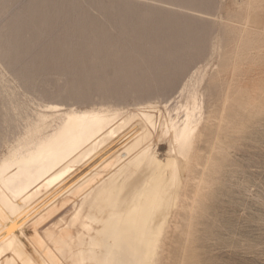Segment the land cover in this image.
Masks as SVG:
<instances>
[{
  "label": "bare ground",
  "instance_id": "bare-ground-1",
  "mask_svg": "<svg viewBox=\"0 0 264 264\" xmlns=\"http://www.w3.org/2000/svg\"><path fill=\"white\" fill-rule=\"evenodd\" d=\"M26 1L27 0H0V55H1L0 58L1 60H2V56L5 61L8 60L9 58L11 59L12 55L11 56L9 55H10V52L14 48L18 49V48L26 46L24 48L28 49L27 45L31 44L32 39L30 40L28 37H26L24 31L25 30L28 31L29 28L30 29L35 28L37 24H35V21L33 22V24H30L31 22L29 23L28 18H27L29 16L26 15V13H23L24 12L23 5L26 4ZM29 1L30 0H28V2ZM78 1H81V0H78ZM82 1H84L82 2V4H85V2H87L88 4V0H82ZM113 1L115 2L116 0H113ZM189 1L190 0H183V2H181V0H120L118 2L122 3L123 11L129 12V14L130 13H132L133 15L135 14L137 17L139 16L140 19L144 21H145L144 18L149 17V16H152L154 19L157 18L159 15L158 13H160V11L161 12L164 11L167 13L168 12L175 13V14L182 16V18L184 17V19L192 18V20L196 19V20L204 21V22L209 21V19H211L209 18L210 13L197 9L198 7L197 8L191 7L192 5H190ZM58 2L59 0H57L54 3L58 4ZM89 2H92V0ZM237 2L240 3V5L245 7L246 19H242V20H245V22L241 24V26H238V27L237 25L236 27L235 25L234 26H231V25L229 26V24L226 25L227 22L226 23L224 22L226 25V28L222 29V34L225 36L227 33H229V35L227 36L229 37L230 34L232 36V41L231 39L229 40L231 42L228 41L229 43V45L227 44L228 47L226 48L225 47L226 45L224 46L219 41L220 44L218 46V49H216L217 45L213 41H211L210 48H209L210 49L209 55H206V54L199 55V58H204V60H208V63L205 62L206 63L205 64L203 62L205 64L204 66L200 64L199 62H195L194 66L190 69L191 70L190 74L188 73V75L185 76L184 79L181 81L183 82L181 83L182 85L180 86V84H178L179 88H177L176 92L173 88L174 93H172L173 94L172 96L162 99V100H152V99H148L149 97L148 98L146 97L147 99H143L145 97L144 96L143 98H139V100L133 106L131 105L132 107H128V105L125 106L124 104L119 105L120 102L118 103V105H110L111 103L108 104V102L107 103L103 102L105 99L102 101V103H104L103 105H100L99 102H97L96 104L99 106H96V107H94V105L96 104H94L92 107H80V106L73 104L72 102L70 103V101H69L70 104H65L60 100L54 99L44 104L46 111L38 112L36 119L34 118L35 119L34 121H32L30 124H27L24 130H22L21 128L22 126L24 127V125L22 124L21 126L20 125L21 123L20 122L18 123L17 128L21 126L19 129L24 131L22 136L19 137L16 144L12 145L9 148V151L0 158V264H186L187 263V255H188L187 253H189V251L193 249L191 245L195 242L194 240L197 239L196 234H198L199 232L198 230H197L198 232H196L197 228L195 227L197 225L198 217L200 214V212L198 211L197 205L199 203V200L201 199V197L200 199L198 198L200 194L202 193L201 189H202L203 183H206L207 181L205 178V175L207 173L208 175L207 177L209 178V176H211L213 172H216L215 170L214 171L211 170L213 171L211 175L209 174V172H207L206 167L208 166L210 167L213 164V163H210L212 159H208V163L206 162V167L204 165L203 170L199 173V176L197 175L198 177H194V176L191 177L192 174H195L193 167L194 165H196V162L199 157V153L205 148V145L206 146L209 145L211 149H215V145L217 143L216 142L217 137L216 138L212 137V134H213L212 127L214 123L213 120L217 119L218 125H221V124H224L225 121H227V118L229 116L231 117L233 115V114L230 115L231 113H233L232 111L228 116V109H229V103H230L229 95L226 96L222 105L220 106L217 117L214 116L215 115L214 106H210L209 108H211V110L210 112H207V109H208L207 93L203 89V86L205 85L207 81L212 80L216 75L217 76L221 75L223 72V68H224L222 67L220 63H215L213 64L214 70L213 72L210 73L208 70L209 69L208 67H209L210 59L212 58L211 55L213 54L214 50H218L222 52L224 51V54L222 53L224 55V56L222 55L223 58L221 56V59H223L222 60L223 64H230V62H232L233 60L232 55H234L235 59L233 60V62H235L236 64H239L240 66V71L237 70L239 69L238 65L237 67H235V70H237L238 72H241L243 69L241 70L242 66L240 63L243 64L245 62L252 61L253 59L251 55H253L257 47L258 48L262 47L261 42H262V38L264 35V0H237ZM193 3L195 6L201 4L199 0L195 2L193 1L191 4ZM33 4L32 6L30 5V8L27 9L28 12L29 10L34 11L37 9V6L35 5V3ZM117 4H115L114 6H116ZM24 7H26V5ZM43 7L45 8L46 6L43 5ZM68 7L70 9V5ZM90 7H91L90 9H92L93 6L91 5ZM98 7H99V4H98ZM98 7H95V8H98ZM107 7L108 6H106V8ZM47 8H51V7H47ZM54 9L58 10L59 8L56 7ZM102 10L103 12H105L104 9ZM92 11L90 12V14L92 13ZM95 12H98V11H95ZM236 12H237V9H236ZM63 13L64 12H62V14ZM51 14L49 13V15ZM68 14H69L68 16L71 15L70 13ZM114 14H115V10H114ZM98 15L100 16V14ZM83 16L84 17L86 16V18L89 17L87 16V12ZM136 16H133V17L137 18ZM234 16L235 15H233L232 17ZM139 17L137 18L138 20H139ZM105 18L103 17V19ZM58 19L56 18V20ZM128 19H131V18L129 17ZM137 19L133 20L134 23H135V20ZM147 19L150 20V18H147ZM217 19H218V16H217ZM38 20L40 21V19ZM242 20H239V21H242ZM43 21L41 20V22ZM81 21H82V18H81ZM81 21L80 20L76 21V26L78 27L77 29L81 27L82 25ZM212 21H216V20L212 19ZM117 22L120 23L121 22L120 19L119 21H116V24ZM65 23H67V21ZM143 23L144 22H142V24ZM168 24L170 23L167 22V20L157 21L155 22L154 25L152 24L153 28L151 27V30L150 29L148 30V28L146 29L145 27V29H143L144 30L143 34L150 35V33H154L157 37V41L161 39L165 41L166 36L163 33L160 34V32H162V30L165 29L166 27L168 28ZM126 26H128V24L125 25V28ZM197 26L199 28V25ZM112 27L113 26H111V28ZM46 28L47 27H45V29ZM81 28L83 30V26ZM57 29H59V26L57 27ZM75 29L76 28H74V30ZM89 29L91 28L89 27ZM203 29L200 28L199 30L201 31ZM38 30L40 29L38 28ZM95 30L97 31L99 29H93V31ZM30 31L32 32L33 30H30ZM117 31H118V27L115 33ZM45 32L46 31L43 28L42 33L44 34ZM79 33H81V31ZM93 33L94 35L97 34V32L96 33L93 32ZM123 33H125V31ZM135 33H137V31ZM181 34L183 33L181 32ZM40 35L41 34H39L38 36ZM49 35L47 34V36ZM123 35L120 37L121 38L120 44H121ZM76 36L78 37V35ZM100 36H97V37L99 38ZM139 36H138V39H139ZM181 36L175 37L173 40L170 39L172 36L171 37L169 36L170 37V38L168 37L169 40L165 42H156V44H151L150 46H147L144 43L145 46H147V48H150V49L146 48V50H149L148 53L150 54L149 59L145 61L147 66L152 67V69L159 68V71H161L162 67L160 66V64L165 63L167 60H169L171 52H173V56L176 58L181 53L182 49L186 48L190 44L189 39L183 38L185 35L183 37ZM216 36H220V35L216 34ZM93 37L94 36L92 35V38ZM117 37H119V34ZM117 37H115V39H117ZM195 37H198V36H195ZM101 38L105 39L104 37H101ZM219 40H220V37H219ZM42 41L45 42V40H42ZM215 42L217 41L215 40ZM35 43L36 42H34V44ZM149 43H151L150 40H149ZM89 44H92V46H97V47L99 46L98 43L96 42L94 43L93 41H91V43ZM54 45H56V43ZM106 46H105V49H107ZM36 47H34L35 51H36ZM89 47H91V45H89ZM34 48H31L32 50L30 49L31 52L33 51ZM119 48L120 47H118V50L120 51ZM130 49L132 50V48ZM118 50H115V51H118ZM35 51H33L32 53H34ZM98 51H101V50L98 49ZM110 51L111 50L109 49V54L111 53ZM206 51L207 50H205V52ZM17 52H20V51H16V54L18 56ZM22 52L23 51L21 49V53ZM40 54L41 53H39V55ZM94 54H95V51H94ZM138 54H140V51ZM41 55H43L44 57L45 54H41ZM112 55H114V52ZM115 55H118V54L115 53ZM262 55L264 54L262 53ZM106 56L108 55L106 54ZM24 57L23 59H26ZM141 57H142V54H141ZM249 57H251L252 60H250ZM38 58L39 57H37V59ZM96 59L98 60L99 58H95V60ZM117 59L120 60L122 58L119 59V56H117ZM118 60H116L115 58L116 63L118 62ZM131 60H132V57H131ZM229 60L231 61L229 62ZM99 61L98 63H101V60ZM112 61L114 62V60ZM91 62L94 64L96 63L95 61H92V60ZM250 63L248 64L249 66L251 65ZM130 64L132 65L133 62ZM136 64L135 65L133 64V65L135 66V69H138L136 68V66H138ZM169 64H171V62ZM16 65L18 66V64ZM16 65H13V67L16 68ZM123 65L125 66V64ZM123 65H121L120 63L121 67ZM11 66H8V67L12 68ZM243 66H246V65H243ZM6 67L7 66H5V68ZM30 67L31 65L28 68ZM250 67H248L249 68L248 71L251 73L250 70L254 68H252L253 66H250ZM18 68L17 69L19 71L16 69L17 72L14 69L15 73L21 72L20 70H22L21 69L22 66ZM24 69H26L25 66H24ZM26 70H25V73L28 72ZM116 70L118 71L119 69L117 68ZM228 70L226 72H228ZM109 71L111 72L112 70L110 69ZM136 71L138 72L139 69L133 72H136ZM29 72H31L30 69H29ZM137 72L135 74H137ZM236 72H235V77H237L236 75L238 74V73L236 74ZM25 73L23 74L25 75ZM26 75H29V74L27 73ZM161 75H163V73ZM16 76L20 77L21 75L18 74ZM22 77H20V79L23 82L24 78L22 79ZM125 80H126V77H125ZM237 80L238 78H236V82ZM33 81L34 80H32V83ZM114 81H117V80L115 79ZM101 82L102 81H100V83ZM227 82L229 81L226 80V83ZM178 83H180V81ZM78 84L80 85V83ZM168 86L169 85H167L166 88ZM133 87L135 90L134 84L132 88ZM155 87H153V90ZM230 87H232L231 84L228 88ZM98 88H100V85ZM237 88H238L237 92L241 93L242 96L244 97L242 106L241 108L240 107L239 108L242 109L243 111L256 110L258 105L256 106L254 103L250 102V100L248 101V99L251 98V96L248 95L247 90L244 87H240V86ZM75 90H76V87H75ZM164 90H165V87H164ZM13 91H14V88H13ZM168 91L171 92L170 86H169V90H167V93H169ZM137 92H138V97L141 96L139 95L140 92L139 91ZM18 93L19 92H17V94ZM74 93L75 91H72L71 94L74 95ZM0 94H2V91ZM5 96L7 97V95ZM61 96L62 95L60 94L59 98H61ZM100 96L101 95H99L98 97L96 96V98L94 99H97L98 101L99 100L98 98ZM117 96H115V98ZM15 97L17 96L15 95ZM125 97L126 95L122 98H125ZM136 97H137V94H136ZM2 99H4V103H6L5 98H2ZM6 100L8 104L10 102L9 101L10 99L9 100L6 99ZM13 101H15V99L12 100V103ZM15 102L14 104H16ZM127 102L125 98L126 104H130L132 100L130 103H127ZM17 104L19 103L17 102ZM21 104L22 103H20L19 105ZM14 107L16 106L14 105ZM19 107L21 108L22 106H19ZM10 108L11 107H8V109ZM23 109L21 108L20 111L23 112ZM23 114L24 113L21 114L22 118L24 116ZM16 115L17 117H19L18 114ZM233 116L231 118H233ZM5 119L4 120L7 121L6 123H8V120L10 118L8 119V116H7V118ZM13 119H16V116L13 117ZM239 119L242 120V118H239ZM19 120H20V117L18 118V121ZM1 121H3V118L1 119ZM1 124L2 123H0V125ZM225 124L224 126H226ZM3 125L5 124H2L1 127H3ZM228 125L231 126L230 124H227V126ZM236 126H239V125H237L236 123ZM236 126L234 123V127ZM261 126L263 125L261 124ZM220 129L222 128H219V130ZM217 135H218V132H217ZM8 138H11V137H8ZM14 140H16V138ZM11 141L10 143H12ZM165 142L169 143V148L166 152V157L162 159L160 157L159 146L160 144H165ZM222 144H224V140ZM209 157L212 158V155ZM213 160H216L215 161L216 165L218 164L219 166V163L217 162H219L220 160L217 161V158L216 159L213 158ZM216 165L214 164L213 166H216ZM217 167L215 168L217 169ZM213 183L215 185L214 181ZM212 186L210 188H212ZM202 194H205V193H202ZM203 197L205 198V196ZM202 206L204 205L202 204ZM204 215H202L203 218L206 217ZM209 219L207 220L209 221ZM195 232H196L195 234L196 237L192 238ZM205 234H208V233H205ZM200 238L198 237V239ZM205 238L208 239L210 237L209 235H205ZM198 239L196 241L199 243ZM201 239H203V237ZM195 247L197 246L195 245Z\"/></svg>",
  "mask_w": 264,
  "mask_h": 264
},
{
  "label": "rangeland",
  "instance_id": "rangeland-1",
  "mask_svg": "<svg viewBox=\"0 0 264 264\" xmlns=\"http://www.w3.org/2000/svg\"><path fill=\"white\" fill-rule=\"evenodd\" d=\"M35 1L38 3H36ZM56 1L57 0H54V1L53 0H48V1L47 0H34V1L30 0L29 2H28V0L26 1V4L23 5V9H24L23 13H26V15L29 16L27 18H28V22L29 23L31 22L30 24H33L34 21H35V24H37V26H35V28H33V29L29 28L30 30H33L32 32L29 29H28V31L27 30L24 31L25 36L28 37L30 40L32 39L31 44L27 45L28 49L24 48L26 46L18 48V49L14 48L10 52V55H9V56L12 55L11 59L9 58L10 61H9V59L5 61L3 59V56H2V60L0 58V70H1L0 71L1 72L0 73V93L2 91V94H0V105H2V106H0V123L5 124V125H3V127H1L2 124L0 125V158L9 151V148L12 145L16 144L18 138L21 137L23 132H24L22 130H24V128L27 124H30L32 121H34L36 119L37 113L46 111L44 104L49 102V101H52L54 99L60 100L65 104H70L72 102L73 104L80 106V107H92L97 102H99L100 105H103L104 103H102V101L104 99L105 100L103 102H105V103L108 102V104L111 103L110 105H118V103L120 102L119 105L124 104L125 106L128 105V107H132L139 100V98H143L144 96L145 97L143 99H147L149 97L148 99H152V100H162V99H165V98L172 96L173 95L172 93H174V90L176 92L177 88H179L178 84H180V86H181L182 85L181 83H183L181 81L184 79L185 76L188 75V73L190 74V72H191L190 69L194 66L195 62H199L200 64H202L204 66L206 64L205 62L208 63V60H204V58H199V55H202V54L209 55V53H210L209 48H210L211 41H213L217 45L216 49H218V46L220 44L219 41L224 46L226 45L225 46L226 48L228 47V45H229L228 41L230 39L232 41V36L230 34V36H229L230 38H229L227 36V35H229V33H227L224 36L222 34V29L226 28L227 24H229V26L235 25V27H236V25H237V27L241 26V24H243L245 22V20H242V19H246V9L244 6L240 5V3L237 2V0H223V1L221 0V2H220V0H199L201 2V4H199L197 6H195L194 3L191 4L193 1L195 2L197 0H190L189 3H190V5H192L191 7H193V8L198 7L197 9H200V10H203V11L210 13L209 18H211V19H209V21H206V22L199 21L196 19L192 20V18H186V17H185L186 19H184V17L182 18V16H180L178 14L160 11V13H158L159 14L158 17L155 19L152 16H149V17H145L144 18L145 21H144V20L140 19V17L138 16L141 23L139 22V20L137 19L138 17L135 14L134 15L132 13L129 14V12L122 10V3L118 2L120 0H116L115 2L113 0H112V2H111V0H105V1L102 0V2H101V0H94V2L92 0V2H89L91 0H88V4H87V2H85L86 5L82 4V2H84L82 0L81 1L76 0V2H75V0H67V1L66 0H59L58 4L54 3ZM69 1H71V2L74 1L77 5L74 2L71 3ZM77 2H79V3H77ZM105 2H107V3H105ZM113 2L115 4H117V3L118 4L116 6H114L115 4ZM181 2H183V0H181ZM27 3H29V4H27ZM33 3H35V5L37 6V9L34 11L29 10V12H28L27 9L30 8V5L32 6ZM73 3L75 5V7H74ZM98 4H99V7H98ZM234 4H236V5H234ZM25 5H26V7H24ZM27 5H29V6H27ZM43 5L46 7L44 8ZM69 5H70V9L68 7ZM91 5L93 6L92 7L93 11H92V9H90ZM33 6H34V4H33ZM82 6L84 9L82 8ZM106 6H108L107 7L108 10H107ZM117 6H119V7H117ZM233 6L237 9V12ZM239 6H240V8H239ZM47 7H51V8H47ZM56 7L59 9L58 10L54 9ZM95 7H98V8H95ZM112 8L115 10L116 15L114 14V10ZM77 9H78V11H77ZM102 9H104L105 12H103ZM25 10H26V12H25ZM44 10H45V12H44ZM94 10L98 11V12H95ZM91 11L93 14L92 13L90 14ZM62 12H64V13L62 14ZM73 12H74V14H73ZM86 12H87V16H89L88 17L89 19L86 18V16L85 17L83 16L84 14H86ZM102 12H103L104 16H103ZM29 13L30 14L32 13L31 16ZM49 13L50 14L53 13V14H51L52 16L49 15ZM68 13H70L71 15L68 16L69 15ZM107 13H108V15H107ZM238 13H240V14H238ZM241 13H242V15H241ZM78 14H80V15H78ZM98 14H100V16ZM118 14H119V16H118ZM33 15H35V16H33ZM233 15H235V16L232 17ZM43 16H45V17H43ZM102 16L104 18L105 17L106 18L103 19ZM115 16H117V17H115ZM133 16H136L137 18H135ZM214 16H216V17H214ZM217 16H218V19H220V20L217 19ZM240 16H242V17H240ZM66 17H68V18H66ZM71 17L73 18V20ZM77 17H78V19H77ZM129 17L131 19H128ZM237 17H238V19H237ZM56 18L57 19L59 18L60 20L59 19L56 20ZM81 18H82V21H81ZM116 18H117V20H116ZM147 18H150V20ZM38 19H40V21ZM119 19L121 22L120 23L117 22V24H116V21H119ZM134 19H137V20H135V23L133 21ZM212 19H215L216 21H212ZM41 20L42 21L44 20V21L41 22ZM65 20L67 21V23H65L66 22ZM77 20H80L82 22L81 27L83 26V30L81 27H79V29H77L78 28L76 26ZM111 20H113V21H111ZM131 20H132V22H131ZM160 20H162V21L167 20V22L170 23V24H168V28L166 27L165 29L162 30V32H160V34L163 33L166 36L165 41L169 40V38L171 36L172 37L170 39L173 40L175 37H178L181 35H182L181 37H183L185 35L183 38L189 39V41H190V44L186 48H183L181 53L176 58L173 56V52H171L169 60H167L165 62L167 64H165V63L160 64V66L162 67L161 71H159V68H153L152 69V67L147 66L145 61L147 59H149L150 54L148 53L149 50H146V48H147V46H150L151 44H156V42H165V41L163 39L157 41V37L154 33H150V35H147V34L144 35L143 34V32H144L143 29H145V27H146V29L148 28V30L149 29L151 30V27L155 24V22L160 21ZM239 20H242L243 22L239 21ZM92 21L94 24L92 23ZM127 21H128V23H127ZM218 21H220V22H218ZM233 21L234 22L236 21V22L234 23ZM86 22H88V23H86ZM142 22H144V23L142 24ZM146 22H147V24H146ZM179 22H180V24H179ZM217 22L220 24H218ZM224 22L225 23L227 22L226 25ZM41 23H42V25H41ZM70 23H71V25H70ZM90 23H91V25H90ZM109 23H110V25H109ZM119 24H121V25H119ZM127 24H128V26H126V28H125V25H127ZM57 25L59 26V29H57V27H58ZM197 25H199V28ZM99 26H100V28L102 27L101 28L102 30L99 28ZM111 26H113V27L111 28ZM121 26L124 27L125 30ZM193 26H195V27H193ZM45 27H47V28L45 29ZM89 27L92 29V31H91V29H89ZM117 27H118V31H120V32L117 31L118 33L117 32L115 33V31L117 30ZM191 27L194 30H192ZM203 27H204V29H203ZM38 28L41 31L38 30ZM43 28L46 31L44 34L42 33ZM74 28H76L75 29L76 32H75ZM114 28H115V30H114ZM119 28H120V30H119ZM128 28H129V30H128ZM130 28H132L134 30L136 29L135 32L137 31V33H135L134 30H132ZM188 28L191 30H189ZM200 28L203 30L200 31L199 30ZM216 28L218 29L219 32L217 31ZM93 29H99L100 32H99V30L93 31ZM85 30H86V32H85ZM80 31H81V33H79ZM108 31H110V32H108ZM124 31H125V33H123ZM180 31L183 34H181ZM61 32H62V34H61ZM93 32H95V33L97 32V34H95L96 36L94 35ZM126 32H127V34H126ZM130 32H131V34H130ZM172 32H174V33H172ZM211 32H213V33H211ZM214 32H215V34H214ZM220 32H221V34H220ZM46 33L48 35L49 34L50 35L47 36ZM101 33H103V34H101ZM39 34H41V35L38 36ZM118 34H119V37H117ZM121 34L122 35L124 34L122 37V41H121V44L123 43L122 45L120 44V40H121L120 37L122 36ZM128 34L132 37H130ZM204 34L206 35V37ZM216 34L217 35L219 34L220 36H216ZM76 35H78V37ZM92 35L94 36L93 38H92ZM104 35H106V36H104ZM97 36H100V37L98 38ZM138 36H139V39H138ZM195 36H198V37H195ZM209 36H210V38H209ZM221 36H222V38H221ZM101 37H104L105 39H102ZM115 37H117V39H115ZM219 37H220V40H219ZM83 38H85V39H83ZM136 38H137V40H136ZM124 39L126 40V42ZM148 39L150 40L151 43H149ZM202 39H203V41H202ZM214 39L217 42H215ZM40 40L41 41L45 40V42H43V41L41 42ZM33 41L36 43L34 44ZM91 41H93L94 43L96 42L99 44V46L100 45L101 46L100 47L98 46L99 48L97 46H92V44H89V43H91ZM231 41H229V42H231ZM38 42H40V43H38ZM109 42L111 43V45ZM116 42H118V43H116ZM55 43H56V45H54ZM144 43L147 46H145ZM38 44H40V45H38ZM77 44H79V45H77ZM88 44L91 45V47H89ZM114 44L116 45L117 48L115 47ZM118 44H120V45H118ZM262 44L264 45V35H263L262 42H261V46L264 48V46ZM36 46H38L39 48ZM105 46L107 49H105ZM34 47H36V51H35ZM83 47H85V48H83ZM118 47H120L119 48L120 51L118 50ZM262 47H260V48L257 47V49H259V50L256 49L255 50L256 52L254 51L253 55H251L253 60L251 59V57H249V59L252 61L245 62L247 64L240 63L242 66L241 70L243 69L241 71L242 73L237 71V70L240 71L239 64H236L235 62H233V60L235 59L234 55H232L233 58L231 57L233 59V60L231 59L232 62H230L231 60H229L230 64H223L222 63L223 59H221V56L224 54V51L222 52V51L214 50L213 54L211 55L212 58L210 59L209 67H208L209 72L210 73L213 72V70H214L213 64H215V63H220L222 65V67H224V68H223V72L221 75H218V76L216 75L212 79L213 81L212 80L207 81L205 83V85L203 86V89L207 93V105H208L207 112H210V110H211V108H209L210 106H214V111H215L214 116L217 117L218 113H219L220 106L222 105L226 96L229 95L230 103H229V109H228V116L233 111V113H231L230 115L233 114L235 117L233 115H232L233 118H231L232 116L231 117L229 116L227 118V121H225L226 124L224 123L226 126H224V124L218 125V121L216 118H215L216 120H213L214 123L212 122L213 123L212 137H214V138L217 137L216 138L217 143L215 145V149H211L209 145H207V146L205 145V148L199 153V157H198V160L196 162V165H194V167H193L195 174H192L191 177H193V176L198 177L199 173L203 170L204 165L206 167V162L208 163V159H212L210 161V163H213V164L212 165L209 164V165H211L210 166L211 168L209 166L206 167L207 172H209L210 175L214 170L216 172L212 173L213 177L211 175L208 178L207 173L205 175V178L207 181H206V183H203V186L201 189V192L205 193V194L201 193L199 198H198V199H200V197H201V199L203 198L202 201L203 200L204 201L202 202L200 199L199 203L197 205L198 211L200 212V214L198 217L197 225L195 226L197 228L196 232L199 231L198 234L199 235L201 234L200 236H201V238L203 237V239H201L200 236L198 234H196V232L194 233L192 238H195L197 236V239H198V237H199L200 238V239H198L199 243L196 241L197 239H195V240L193 239L196 243L194 242L191 245L193 249H191L189 251V253H187L188 255H187V263L186 264H264V63H263L264 62V59H263L264 55H262V53L264 54V49ZM31 48H34L33 49V51H35L34 53H32L33 51L31 52V50H32ZM108 48L111 50L110 54H109ZM122 48H123V50H122ZM130 48H132L133 51ZM21 49L23 51L22 53H21ZM98 49H100L101 51H98ZM147 49H150V48H147ZM184 49H185V51H184ZM115 50H118V51H115ZM136 50H137V52H136ZM138 50L140 51V54H138L139 53ZM205 50H207V51L205 52ZM16 51H20V52H17L18 56L16 54ZM94 51H95V54H94ZM100 52H101V54H100ZM113 52H114V55H112ZM119 52H121V53H119ZM194 52H196V53H194ZM217 52H219V53H217ZM39 53L45 54L44 57L41 54L39 55ZM115 53H117L118 55H115ZM20 54L23 56H21ZM27 54H28V56H27ZM106 54L108 56H106ZM122 54H123V56H122ZM141 54H142L143 59L141 57ZM31 55H32V57H31ZM95 55H96V57H95ZM15 56L17 57V59ZM19 56H21V57H19ZM117 56H119V59L120 58H122V59L118 60ZM120 56H122V57H120ZM223 56H222V58H223ZM0 57H1V55H0ZM14 57H15V59H14ZM23 57L26 59H23ZM35 57H36V59H35ZM37 57H39V58L37 59ZM114 57L116 58V60H118L117 63H116ZM131 57H132V60H131ZM183 57H184V59H183ZM59 58H60V60H59ZM95 58H99V59L95 60ZM22 59H23V61H22ZM110 59H111V61H110ZM91 60L95 61L96 63L95 64L92 63ZM99 60H101L102 64L98 63ZM112 60H114V62ZM129 60H131V61H129ZM176 60H178V61H176ZM260 60H262V61H260ZM137 61H139L140 63ZM6 62H7V64H6ZM55 62H56V64H55ZM132 62L134 65L136 63H138V64H136V65H138V66H136V68L139 69V71H138L139 73L137 71H136L137 74H135L136 72H133V71L138 70V69H135V66L133 64L132 65L130 64ZM170 62H171V64H169ZM250 62H252V63H250ZM9 63H11L12 66ZM14 63L18 64V66ZM21 63H22V65H21ZM120 63H121V65L125 64V66H127V65L128 66L125 67L123 65L122 67H124V68H122L120 66ZM249 63L251 64L250 66H253L252 68H254V69L250 70L251 73L248 71L249 70L248 67H250L248 65ZM256 63H257V65H256ZM13 65H16V68H14ZM19 65L22 66V68H21L22 70H20L21 72H19V73H15V70L18 67H20ZM28 65L29 66L31 65V67L28 68L29 67ZM229 65H231V66H229ZM237 65H238L239 69L235 70V67H237ZM243 65H246V66H243ZM5 66H7V67L5 68ZM8 66H11L12 68H10ZM24 66L27 70L24 69ZM99 66H100V68H99ZM117 68L119 69L118 71L116 70ZM225 68L227 70L228 69H230V70H228V72H226L227 70ZM18 69H20V68H18ZM29 69L31 70V72H29ZM110 69L112 70L111 72L109 71ZM124 69H126V70H124ZM17 70H16V72H17ZM25 70L28 71L27 73L29 75H26L27 73H25ZM157 72H159V73H157ZM235 72H236V74L238 73L236 75L237 77H235ZM20 73H22V74H20ZM23 73H25V75ZM162 73H163V75H161ZM165 73H167V74H165ZM246 73H247V75H246ZM18 74L21 75L20 77L23 76L22 79L24 78L23 80L24 81L26 80V81L22 82L20 77L16 76ZM143 74H145V75H143ZM26 76H27V78H26ZM125 77H126V80L128 79L127 81L125 80ZM233 77H234V79H233ZM49 78H51V79H49ZM236 78H238L237 82H236ZM245 78H247V79H245ZM115 79L117 81H114ZM32 80H34L33 83H32ZM226 80L229 82L226 83ZM100 81H102L103 83L102 82L100 83ZM135 81H136V83H135ZM177 81L178 82L180 81V83H178ZM108 82H110V83H108ZM176 82H177V84H176ZM221 82H223V83H221ZM25 83H27V84H25ZM78 83H80V85ZM129 83H131V84H129ZM133 84L135 86V90L139 91L140 92L139 95H141V96L138 97V92L134 90V87L132 88ZM136 84H137V86H136ZM166 84L170 86L171 92L168 91L169 93H167V90H169V86L166 88V86H167ZM230 84L232 86V87H230L231 90H230V88H228L230 86ZM99 85H100L101 90H100V88H98ZM226 85H227V87H226ZM53 86H54V88H53ZM74 86L76 87V90H75ZM130 86H131V88H130ZM239 86L244 87L247 90L248 95L251 96V98H249L248 101L250 100V102L254 103L256 106L258 105L256 110H245V111H243L242 109H240L242 106V103L244 101V97L242 96L241 93L237 92V89H238L237 87H239ZM64 87H66V88H64ZM153 87H155L154 90H153ZM164 87H165V90H164ZM5 88H6V90H5ZM13 88H14V91H13ZM15 88H16V90H15ZM35 88H36V90H35ZM105 88H106V90H105ZM157 88H158V90H157ZM173 88H174V90H173ZM259 88H260V90H259ZM72 91H75L74 95L71 94ZM121 91H122V93H121ZM17 92H19V93L17 94ZM9 93H10V95H9ZM53 93H55V94H53ZM60 94L62 95L61 98H59ZM116 94L117 95L119 94V95L117 96ZM132 94H134V95H132ZM136 94H137L138 98L136 97ZM5 95H7V97ZM15 95L18 97V99H17V97H15ZM99 95H101V96L98 98L99 99L98 101H97V99H94V98H96V96L98 97ZM125 95H126V97H125L126 102L128 101L127 103H130L132 100V102L130 104H126L125 98H122ZM115 96H117V97L115 98ZM134 96H135V98H134ZM160 96H161V98H160ZM41 97H42V99H41ZM2 98H5L6 103H4V99H2ZM111 98H112V100H111ZM6 99H8V100L10 99L9 100L10 102L8 104H7ZM13 99H15V101H17L19 104L20 103H22V104L19 105L15 101H13V103H12ZM115 99L116 100L119 99V100L116 101ZM109 100H111V101H109ZM113 100H115V101H113ZM122 100H124V101H122ZM140 100H142V99H140ZM69 101H70V103H69ZM133 101H135V102H133ZM14 102L16 104H14ZM7 105H8V107H11V108L8 109ZM14 105L17 108L14 107ZM19 106H22L21 108L22 109L24 108L25 110L23 109V112L20 111L21 108ZM96 106H99V105H97V104L94 105V107H96ZM236 107H238V108H236ZM9 111L11 114L9 113ZM21 112L24 113L23 118L21 116V114H22ZM16 114H18V116L20 117L19 121H18L19 117H17ZM239 115L240 116L243 115V116L240 117ZM7 116H8V119L9 118L11 119V117H12L11 120L9 119L10 121L8 120V123H6L7 121H5V120H7V119H5V118H7ZM15 116H16V119H13V117H15ZM2 118H3L4 123H3V121H1ZM239 118H242V120H240ZM21 120H22V122H21ZM231 120H233L234 122ZM230 121L232 122V124ZM19 122L21 123L20 124L21 126H22V124L24 125V127L20 126L22 128V130L19 129L20 127L17 128ZM228 122H230V123H228ZM234 123H235V126H236V123L239 126L234 127ZM14 124H15V126H14ZM227 124H230L231 126L228 125L229 126L228 127ZM261 124L263 126H261ZM219 128H222V129L219 130ZM223 128H225V129H223ZM224 130H226V131H224ZM217 132H218V135L220 137L217 135ZM8 137H11V138H8ZM15 138H16V140H14ZM223 140H224L225 146H224V144H222ZM10 141L12 143H10ZM218 143H219V145H218ZM219 146L221 149L219 148ZM168 148H169L168 142H165V144H160L159 152H160V157L162 159L166 157V152H167ZM221 150L223 151V153ZM225 150H226V152H225ZM220 151H221L222 155H221ZM211 155H212V158L209 157ZM213 158L214 159L217 158V161L220 160L219 162H217V163H219V166H218V164L216 165V162H215L216 160H213ZM214 164L216 166H213ZM215 167H217V169ZM208 168L210 171L208 170ZM212 168H214V169H212ZM211 170H213V171H211ZM213 181L215 182V185H214ZM204 186H206V187H204ZM211 186H212V188H210ZM204 188H206V189H204ZM202 195L205 196V198ZM202 204L204 206H202ZM202 215L206 216V217H204L206 219H204L202 217ZM207 216H208V218H207ZM209 217H210V219H209ZM207 219H209V221ZM202 228H203V230H202ZM202 232L203 233L205 232L208 234H205V233L203 234ZM195 234H196V236H195ZM205 235H209L210 238L206 239ZM213 236H215V237H213ZM195 245L197 247H195Z\"/></svg>",
  "mask_w": 264,
  "mask_h": 264
}]
</instances>
